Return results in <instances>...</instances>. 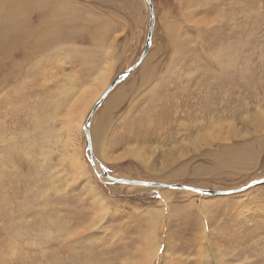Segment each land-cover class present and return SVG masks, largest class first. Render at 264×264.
I'll return each mask as SVG.
<instances>
[{"label": "rangeland", "instance_id": "rangeland-1", "mask_svg": "<svg viewBox=\"0 0 264 264\" xmlns=\"http://www.w3.org/2000/svg\"><path fill=\"white\" fill-rule=\"evenodd\" d=\"M35 1L0 0V264H204L205 241L212 264H264V182L102 174L264 178V0ZM227 145L254 158H211Z\"/></svg>", "mask_w": 264, "mask_h": 264}, {"label": "bare ground", "instance_id": "bare-ground-1", "mask_svg": "<svg viewBox=\"0 0 264 264\" xmlns=\"http://www.w3.org/2000/svg\"><path fill=\"white\" fill-rule=\"evenodd\" d=\"M20 2L22 4V6H27V2L28 1H33V0H16V2ZM37 1V0H36ZM35 1V2H36ZM51 10V9H50ZM44 25H46L45 23H42ZM111 69L112 68H107V67H104L102 69H100L94 76L92 79H90V83L91 85L89 86V88H86L82 91V94H85V95H80V102H78L77 104V108L79 110V113L80 115H83L84 114V111H83V104H84V99L82 98H85L86 99V96H87V99L88 98H91V101L89 102V106L91 104V102H94L95 99L100 96V94L102 93L103 89L105 88V86L107 85V83L109 82L110 80V77H111ZM150 69L152 70H149V71H145L143 72V76H144V80L146 79V77L150 76L152 74V71L155 69V67H150ZM136 72V71H135ZM133 76V75H132ZM133 84V83H132ZM132 86V85H131ZM87 87V86H86ZM120 91V90H119ZM128 91V90H127ZM121 93V92H120ZM89 94V95H87ZM122 94V93H121ZM156 96V95H155ZM117 99V98H116ZM79 115V119L78 120H74V122L76 124H74L71 129H72V132H76V133H79L81 127H82V123H83V119L84 117L81 118V116ZM103 120V119H102ZM106 122V120H105ZM105 122L103 121V123H99V124H105ZM108 122V121H107ZM106 125V124H105ZM92 126V124H91ZM94 126V125H93ZM103 127V126H102ZM101 127V128H102ZM221 127V124L219 125H210V129L209 132H205L206 133V137L207 139L208 138H211V137H216V135L213 134L214 133H217L216 132V129L217 128H220ZM91 128V127H90ZM92 129V128H91ZM94 130V131H93ZM93 130H92V135L94 136V133L97 132V128L95 126V128L93 127ZM96 131V132H95ZM86 132V131H85ZM92 136V137H93ZM95 137V136H94ZM134 139V137H133ZM135 140V139H134ZM96 141V139H94V142ZM132 141V140H130ZM139 141V140H138ZM99 142V140L97 141ZM135 142V141H134ZM137 142V141H136ZM145 142V141H144ZM96 144V143H95ZM93 144V145H95ZM100 144V143H99ZM98 144V145H99ZM142 144V143H141ZM145 144V143H144ZM97 145V144H96ZM102 146V145H101ZM103 148V146H102ZM98 150V149H96ZM103 152V150H102ZM130 154H134L135 156H138L140 158H142L144 161H146L144 159V156H143V153L140 152V150H138V147L136 145H131L130 146ZM104 153H106V151L104 150ZM113 154V153H112ZM248 156H251L252 158H254L253 155H251V152L250 151H241L237 146L235 145H227L219 150H215L212 154H211V158L214 159L217 163H220L222 162L223 164L226 163V167H229L230 168H234L235 165L237 164H242V167H244L245 165H247V159H248ZM107 157V156H105ZM90 163V162H89ZM99 163V161H98ZM102 164V163H101ZM231 164V165H230ZM97 165V164H96ZM103 166V165H102ZM99 174V173H98ZM103 174V172H102ZM104 176V175H103ZM107 179V178H106ZM129 179V178H128ZM98 180V179H97ZM134 185V184H133ZM92 188H94V185H92ZM139 190V189H138ZM155 190V189H154ZM178 190V189H177ZM184 190V189H183ZM187 191V190H186ZM203 194V193H202ZM229 196V195H228ZM100 199L101 200H104V198L100 195ZM151 236H154L153 233H150ZM206 241L204 242V245L203 248L201 249V255H202V261L204 264H212L211 262V258H212V251L211 249L209 248V246H206ZM155 249L151 252V253H147L146 254V258L147 259H150L152 257L155 256V253L154 252ZM154 252V253H153ZM217 256L220 260H222V258H224V254L221 252V251H218L217 252Z\"/></svg>", "mask_w": 264, "mask_h": 264}, {"label": "water", "instance_id": "water-1", "mask_svg": "<svg viewBox=\"0 0 264 264\" xmlns=\"http://www.w3.org/2000/svg\"><path fill=\"white\" fill-rule=\"evenodd\" d=\"M149 4L150 10H151V14H152V18L154 17V7L152 4L151 0H146ZM153 20V19H152ZM153 21H151L150 23V29H149V35H148V41L147 44L145 46L144 49V53L142 55V57L148 52L149 48H150V43L152 40V31H153ZM132 69H129L127 71H125L124 73H122L121 75L117 76L111 83L110 85L105 89V91L103 92V94L101 95V99L97 102L95 108L93 109L90 117L93 115V113L95 112V110L97 109V107L99 106L100 102L110 93V91L115 87V85H117L118 82H120L123 78L126 77L127 74H129L131 72ZM89 117V118H90ZM87 136H88V140L91 144V134L89 132H87ZM103 175L108 178L111 181L114 182H118V183H127V184H137V185H148V186H163V187H173V188H181V189H186V190H192V191H199L201 193H209V194H231V193H235L237 191L240 190H244L248 187H250L253 184H258V183H262L264 182V178L263 179H257L252 181L251 183H249L248 185L238 188V189H232V190H214V189H199L190 185H182V184H164V183H155V182H151V181H145V180H139V179H128V178H121V177H116L111 175L107 168H103Z\"/></svg>", "mask_w": 264, "mask_h": 264}]
</instances>
